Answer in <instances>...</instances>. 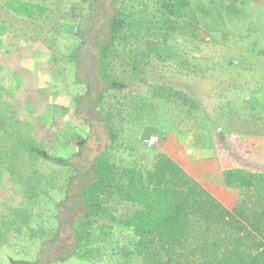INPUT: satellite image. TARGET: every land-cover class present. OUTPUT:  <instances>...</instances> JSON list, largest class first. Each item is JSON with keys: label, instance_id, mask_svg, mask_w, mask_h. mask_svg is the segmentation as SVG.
<instances>
[{"label": "trees", "instance_id": "obj_1", "mask_svg": "<svg viewBox=\"0 0 264 264\" xmlns=\"http://www.w3.org/2000/svg\"><path fill=\"white\" fill-rule=\"evenodd\" d=\"M118 5L100 48L104 86L94 99L110 142L93 158L92 178L81 186L84 212L70 224L73 254L90 264L107 257L114 264H264V170L242 163L208 172L199 181L165 152L140 146L142 126L137 132L131 126L143 119V125H154L163 106L167 118L172 110L190 118L195 143L203 148L216 147L218 140L225 143L233 134L263 136L264 70L251 64L255 60L241 55L236 58L248 60L247 67L223 60L202 69L201 58L191 60L177 41L199 40L201 26L211 34L242 28L250 51L262 54L264 0H129L127 7L118 0ZM42 9L27 2L14 7L29 17ZM154 61L177 62L180 72L188 69L185 75H211L219 68L229 76L206 89V104L196 89L150 76L147 67ZM117 63L120 72L114 68ZM167 118L162 125H169ZM127 129L135 130L133 140L124 138ZM7 138L17 140L15 149L0 154V160L5 156L9 161L5 169L11 175H17V154L24 155L20 150L32 159L46 156L29 138ZM20 161L23 165L24 159ZM73 178L69 175L68 187ZM17 218L9 222L19 224Z\"/></svg>", "mask_w": 264, "mask_h": 264}, {"label": "rangeland", "instance_id": "obj_2", "mask_svg": "<svg viewBox=\"0 0 264 264\" xmlns=\"http://www.w3.org/2000/svg\"><path fill=\"white\" fill-rule=\"evenodd\" d=\"M121 1L125 7L129 5V0ZM25 2L41 6L42 13L34 10L29 17L14 11ZM116 8L118 0H0V154L4 155L6 148H16L14 138H29L28 142L46 155L32 159L20 150L24 155L17 154V175L5 169L10 167L5 156L0 160V264H90L73 254L75 238L70 224L84 212L79 194L82 184L92 178L91 162L110 142L104 121L94 109V99L104 86L98 56ZM201 29L199 40L178 38L177 44L190 59L201 58L202 69L223 60L247 67L248 60L236 57L249 55L255 60L251 64L256 62L255 67L264 70V51H250L242 28H229L227 34ZM76 50L75 61L70 56ZM178 64L154 61L147 70L150 76H159V80L162 76L173 86L196 89L206 104V89L229 76L219 68L210 70L211 75H185L188 69L180 72ZM114 68L120 72L118 63ZM236 74L231 75L237 78ZM159 115L154 125H143L144 119L132 122L136 132L142 126L137 132L138 144L145 146L149 135H157L159 139L151 148L165 152L193 178L203 179L209 159L218 166L227 162L252 168L245 157L247 149L235 147L246 138L233 134L225 143L218 140L216 147L203 148L196 145L195 126L184 112L172 110L167 118L161 106ZM163 118L168 119V126L162 125ZM134 132L127 129L124 138L133 140ZM201 165L205 169L199 170ZM16 215L19 224L10 223ZM109 261L107 257L96 264H114Z\"/></svg>", "mask_w": 264, "mask_h": 264}, {"label": "crops", "instance_id": "obj_3", "mask_svg": "<svg viewBox=\"0 0 264 264\" xmlns=\"http://www.w3.org/2000/svg\"><path fill=\"white\" fill-rule=\"evenodd\" d=\"M235 147L247 149V151H245L246 152L245 157L247 158L249 163L252 164V170H254V171L264 170V135L263 136H256V137H247L246 139H242ZM210 149H212V148H210ZM232 149L236 150L234 148H232ZM235 152L238 153L239 151L237 150ZM207 162H208L207 163L208 166L206 167V169L208 171L206 170L204 175L208 172L222 170V169L232 167V166L242 165V164H238V163L235 165H231V164H227V162H225V164L222 163V165L219 163L220 164L219 165L220 167H219L218 163L216 161L214 163H211L212 159H209ZM202 164H204V163H202ZM228 165H230V166H228ZM199 167H200V168H198L199 170L204 168V166H202V165ZM194 168L196 169V167H194ZM192 173H194V172H192Z\"/></svg>", "mask_w": 264, "mask_h": 264}, {"label": "built area", "instance_id": "obj_4", "mask_svg": "<svg viewBox=\"0 0 264 264\" xmlns=\"http://www.w3.org/2000/svg\"><path fill=\"white\" fill-rule=\"evenodd\" d=\"M158 136L155 135V134H152V135H149L145 140H144V143H145V146L147 148H151V147H154L158 141Z\"/></svg>", "mask_w": 264, "mask_h": 264}]
</instances>
